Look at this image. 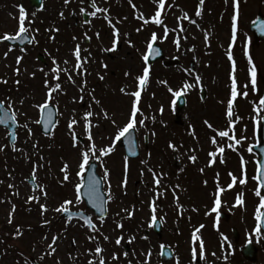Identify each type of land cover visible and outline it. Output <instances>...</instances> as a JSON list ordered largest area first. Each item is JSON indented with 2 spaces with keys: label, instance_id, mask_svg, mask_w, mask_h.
<instances>
[{
  "label": "rangeland",
  "instance_id": "374dc122",
  "mask_svg": "<svg viewBox=\"0 0 264 264\" xmlns=\"http://www.w3.org/2000/svg\"><path fill=\"white\" fill-rule=\"evenodd\" d=\"M89 2L71 0L65 5L63 0H43L42 8L36 11L29 6L28 0H0V36L18 32L19 8L23 6L28 13L25 20L28 34L35 37L33 45L23 48L21 53H16L17 49L9 51L6 45L0 43V101L6 102V109L9 103L12 104L17 111L18 125L14 142L16 150L8 144L6 129L0 127V147L7 145L4 151H0V264H31L32 261L37 264H88L92 258L89 250L94 251L97 245L105 249L102 255H105L107 264H129V261L131 264H162L159 260L161 245L169 247L174 253L173 260L168 264H196V261L207 264L217 257H223L224 264H245L233 248L232 226L240 234V243L250 241L257 246L256 264H264V236L256 231L257 211L261 212V198L255 194L259 191L255 177L256 156L249 151L255 143L253 130L258 127L256 120L262 118V112L258 115L255 108L261 107L260 78H264V42L252 46L249 25L258 13L264 16V0H240L234 43L233 0H227V3L226 0H204L202 9L199 0H165V9L160 17L164 21L162 25L152 20L158 10V0H97V6L109 10L107 15L119 29L117 46L121 45V50L108 52L117 58L104 56L107 53L104 49L110 48L114 40V29L103 19L104 13L90 16L91 24L73 27V15L82 22L81 7L92 11L88 7ZM198 10H201V16H196ZM61 12L63 17L59 15ZM184 12L188 13L189 20L178 19ZM141 13L150 21L147 25L137 18ZM190 20L197 23L192 24ZM48 21L58 24L52 29ZM32 24L49 25L48 36L36 28L31 30ZM165 25L169 29L167 39H163ZM181 26L184 31H180ZM138 28L141 29L139 32ZM153 32L157 34L156 43L162 48L164 58L150 66L149 80L141 90L137 77L145 68L143 51ZM85 33L91 37L88 46L83 44ZM177 38L180 39L179 49L175 44ZM77 44L81 48L82 60L87 58L84 63L86 71L83 72L74 68ZM229 50L236 62L238 92L242 93L247 84L249 93L248 97L238 95L234 102V126L226 115L231 99L232 61L228 58ZM37 54L47 58L48 64L42 66L36 59ZM249 55L259 69L255 91L251 85ZM18 56H23L19 65L16 62ZM53 59L62 69H68V72L60 73L59 81L55 80V73L52 72ZM69 74L75 83L69 81ZM197 75L201 77L199 84L195 80ZM57 82L61 83L62 91L54 92L49 102L56 107L57 123L53 132L43 137L37 123L40 109L36 106L47 100L49 87ZM185 83L197 86L182 92L186 105L177 112L175 96L169 88L173 92L179 91ZM121 88L127 93L141 91L140 107L143 116L148 117L144 126L138 123L134 129L140 157L132 162L126 161L115 139L118 131L128 122L132 107L133 96L122 93ZM201 90L205 92L204 100L200 99ZM93 97L100 103H95ZM88 111L93 113L88 120L92 124L97 148L114 146L112 153L102 158L104 163L93 160L97 163L98 175L103 179L106 200L109 191L112 195V199L107 200L108 214L103 220L96 219L82 202H76L75 185L80 180L77 176L79 153L93 142L88 140L84 118ZM104 111H107L108 119L104 118ZM175 114H178L179 125L173 124ZM143 116L138 113L137 120ZM72 119H76L77 123L69 129ZM205 121L213 127L209 128ZM25 124L31 128V134L23 127ZM73 130L76 137L82 138L81 143L74 141ZM219 131H228L229 137L235 135L240 144L228 137H219ZM153 132L155 135H152ZM145 133L149 138L148 151L143 147ZM212 137H216L217 144L212 143ZM170 143L177 146L175 150L169 147ZM218 147H224V153H219ZM150 149L159 154L152 153ZM213 151L216 156L222 157L210 164L212 157L209 153ZM193 155L197 157L195 162L189 159ZM64 164L69 165L70 181L61 183ZM34 167V183L48 192L47 199L38 189L34 193L28 183ZM105 169L109 173L107 180L104 179ZM153 171L162 174L160 186L155 184L151 175ZM233 175L237 178L235 184L232 183ZM241 179L246 182L241 184ZM230 184L232 187H229ZM221 188L225 190H218L221 193L220 207L213 211L217 189ZM33 194L41 196L39 203L28 202V197ZM66 199L73 201L68 206L71 211L87 213L100 231L93 232L78 221L69 222L60 218L61 213L54 209ZM241 200L243 203L239 202ZM153 201L156 219L163 224L159 237L152 232ZM40 204L47 205L46 213L42 214ZM220 213L230 215L227 223L220 222ZM10 214L12 223H9ZM45 219L50 223L45 225ZM118 222L124 225L123 229L117 227ZM17 227L23 232L20 237H15ZM194 234L199 240H193ZM89 235H95L97 239L89 240ZM105 235L108 240L104 239ZM121 235L124 241L118 246L115 241ZM53 236L59 237L57 252L49 256L47 244ZM131 236L136 239L128 244ZM200 240L205 246L203 258L199 255ZM193 247L198 252L196 261L192 258ZM125 252L128 256H124ZM113 254L118 255L119 260H112ZM235 255L237 257H233Z\"/></svg>",
  "mask_w": 264,
  "mask_h": 264
},
{
  "label": "snow or ice",
  "instance_id": "6c2138e0",
  "mask_svg": "<svg viewBox=\"0 0 264 264\" xmlns=\"http://www.w3.org/2000/svg\"><path fill=\"white\" fill-rule=\"evenodd\" d=\"M84 0H81V3H83ZM131 2V0H130ZM63 3L65 5H68L69 3H71V0H63ZM227 3V0H226ZM199 4L202 6L204 4V0H199ZM233 5H234V9H235V14L232 17V41L233 43L236 40V35H237V28H238V19L240 16V0H233ZM133 8L136 7L135 4L132 5ZM90 7L92 9H94L93 11H87L85 8L81 7L80 12L81 14H84L85 16H91V17H97L98 13H104L105 15L103 16V19H105L107 21V23L114 29V40L112 43V46L110 48H106L104 49L107 52H116L117 51V45L119 43V38H120V32L119 29L116 28V25L113 23L112 19L110 18L109 15H107L108 13V9L107 8H101L97 6V0H90ZM165 9V0H158V10L155 12L154 17L152 18V20L155 22V24L157 25H162L164 24V21L160 18L161 17V12ZM202 12L201 10H198L196 12V16H201ZM33 15H35L33 13ZM61 17L64 16V13L61 12L59 14ZM28 16V13L25 11V9L23 8V6H20L19 8V27H18V32L15 35H11L8 33H5L3 36H0V42L3 41H13V40H20L21 42L24 40V34L29 32V28L25 26V20ZM138 19L143 20L144 25H147L150 21L148 19H145L143 14L141 13L138 17ZM178 19L180 20H189V16L187 12H184L183 15L181 17H179ZM85 24H91L90 20L85 19L84 21ZM190 23L192 24H196V20H190ZM255 24L258 25L259 30L264 33V22L261 21H255ZM198 26V25H197ZM141 29H137V31L139 32ZM56 31H59V29H56ZM168 31L169 29L167 28V26L165 25L164 27V35H163V39H167L168 36ZM180 31H184L183 26L180 27ZM97 37H99V32L96 33ZM85 36L87 39H91V37H87V33H85ZM205 39H208V36H205ZM32 40L35 41V37H32ZM157 42V34L155 32L152 33L150 41L147 44V54L143 56V60L144 62L147 64L149 57H158L160 55V48L158 47H154V44H156ZM175 44L177 46V49H179L180 47V39L177 38L175 40ZM194 50V49H193ZM9 51H12V48H9ZM8 53H5V57H7ZM74 57L76 60V64L74 65V68L78 71V72H83L86 71V69L84 68V63L87 61V58H83L81 57V48L80 45L77 44L75 49H74ZM228 58L229 60L232 61V74H231V99L228 101L227 104V112L226 115L229 119L230 124H232L234 126L235 124V120L233 119L234 116V102L237 101V97L238 95H241L243 97H248L249 93L246 90L248 88V85H244V91L242 93L238 92V85H237V77H236V62L235 60H233L232 57V53L231 50H229L228 52ZM23 60V56H18L17 57V64L19 65L20 62ZM248 61L249 64L251 65L249 72H250V79H251V85L253 90H256V85H257V66L255 63H253V57L251 55L248 56ZM65 64L68 63L67 60L64 61ZM53 65L54 67L52 68V72L55 73V80L59 81L60 80V73L63 72H68V69L64 68L62 69L60 67V64L57 63V61L55 59H53ZM105 68H107V65H104ZM42 70V69H41ZM16 73L17 75H19V68L16 69ZM149 73H150V66L149 67H145L143 69V74L139 77H137V80L139 82V87L142 90L148 80H149ZM33 76L35 75V73L32 74ZM127 75V73H126ZM68 79L69 81H71L72 83H75L73 77L71 74L68 75ZM100 79L103 80L104 77L103 75L100 76ZM195 80L197 82V84H199V82L201 81V77L199 75H197L195 77ZM4 83H7V80L3 81ZM17 84H19V80L16 81ZM48 82L46 81V84ZM166 83V82H165ZM196 84H191V83H185L183 85V89L179 90V91H174L169 88V92H172L173 95L176 98H180L182 95V92L184 90L187 89H192L194 87H196ZM57 91H62V86L61 83L57 82L54 84V86H50L49 90L47 92V100L39 105H37L36 107H38L40 109V112L43 114L49 107V102L53 99V93L57 92ZM81 91H83V88H81ZM121 92L125 93L126 95H131L133 96L135 99L132 103V107L130 110V118L128 120V122L125 124L124 127H122L115 139L116 141H119L122 137L128 139L131 136L132 130L136 128L137 124L139 123V125L144 126L145 125V120L148 119V117L143 116V112L142 109L140 107V102H141V91L137 90L131 93H127L126 90L124 88H121ZM83 99V97H81V100ZM93 100L95 101V103L99 104L100 101L96 100L95 97H93ZM5 101H0V124H4L7 125L9 127H11L12 125H14L16 123L17 120V111L15 109L12 108V104L9 103L7 109L5 108ZM21 104H23V101L20 102ZM259 105L260 106H264V98H260L259 99ZM161 113H163V107H161L160 109ZM262 111H264V108L262 107H256L255 108V112L259 115ZM140 113L141 116H143L142 119H140L139 121L137 120V114ZM93 115L92 111H88L85 113V122L87 125V132H88V140L89 141H93L87 148L86 150H82L79 153L80 156V162L78 164V168L79 171L77 172V176L80 178L79 182L75 185V194H76V202L80 203L82 202V196L86 195L89 199V202H91L93 204V206L102 214L101 215V220L104 219V213H106L107 209L105 207V197L103 196V194L101 193L100 190V185H101V180L98 179L95 175V169L92 168V165L90 164V161L96 160L99 161L101 164L104 163L103 161V157H107L110 153H112L114 146H109V147H101V148H97V145L95 144L94 140H93V135H92V124L91 121L88 120V117H91ZM103 116L105 119L109 118V115L107 113V111L103 112ZM49 118H51V113H49ZM154 119V118H153ZM236 119H239V117H237ZM264 119V118H262ZM37 123H39V121H37ZM77 123L76 119H72L71 122L69 123L68 127L69 129L73 128V125H75ZM113 123H115V121H113ZM205 123L208 125L209 128H212L213 126L208 122L205 121ZM256 124L257 126H260L261 124V120L257 119L256 120ZM23 127L28 129L29 134H31L32 130L31 128H28V125L25 124L23 125ZM193 135H195V132L193 131L192 133ZM9 135L11 136V140L13 141L12 143V148L13 150H16V145L14 143V141L17 138V133L15 131V129H13V131H11L9 133ZM73 135V139L74 141H76V135H75V131L73 130L72 132ZM152 135H155V133L153 132ZM219 137H228L230 140H235L236 144H240V140L236 138L235 135H232L231 137H229V133L228 131H219L218 132ZM129 144H131V140H128ZM76 143H78V141H76ZM76 143H74V147L76 146ZM212 143L215 145L217 144V139L216 137H212ZM229 147H233L232 144L228 145ZM7 147V145H4L3 147H0V151H4V149ZM169 147L172 149H176V145L170 143ZM218 151L219 153H224L225 149L224 147H218ZM249 151H251V149H249ZM98 153V154H97ZM133 154H135L133 152ZM217 153L215 151L210 152L209 156L212 157V160L210 161L211 163L215 162V158H216ZM189 159L192 162H195L197 157L196 156H190ZM90 168H92L93 171V175L87 177V182L85 183V173L86 171H88ZM125 178L123 181V184L126 186L127 185V164L125 165ZM61 171L64 173L63 175V180L61 181V183L64 182H69L70 181V172H69V165L68 164H64V166L62 167ZM201 171H203V169H201ZM258 175L256 177V179L260 182L261 186L264 187V166H262L260 169H258ZM154 180H155V184L157 186L161 185V176L162 174H157L156 172L153 171L152 173ZM35 176H36V168L34 167L33 172L31 173V178L33 180H35ZM109 176L108 170L105 169L104 171V179L107 180ZM236 177L233 175L232 176V183L235 184L236 183ZM246 181L244 179L240 180L241 184H244ZM9 187H14L13 185H9ZM177 188H179V185L176 186ZM229 187H232V185L230 184ZM111 188V185L109 183V190ZM39 190L42 194V196L47 199L48 197V192L43 189L41 187V185L39 184H35L33 185V191L35 193L36 190ZM87 189L86 192H84L83 190ZM221 192L224 191L223 188L220 189ZM15 195H18V193H14ZM256 196L261 198L260 201V207L264 208V196H261L260 191H256ZM157 195H160V193H157ZM41 196L40 195H36L33 194L32 196L28 197V202L31 203L32 201H36L37 203L40 202ZM112 199V195L111 192L109 191V195L107 197V200H111ZM179 202L178 197H177V203ZM240 203H243V201H239ZM73 201L71 199H66L63 201L62 204H60L58 207H56L54 209L55 212L57 213H62V214H67V218L69 220V222L71 221V219L73 217H80L83 216V213L80 212H72L70 210V208L68 207L69 205H72ZM221 204V200L219 198H217L215 200V205L216 207L213 209V211H216L217 209H219ZM40 209L42 210V214L46 213L48 211V207L46 204H40ZM15 210V205H13V211ZM152 212H153V216H152V222L155 223L156 222V206H155V201H153V206H152ZM132 213L129 212V217H131ZM264 216V213L259 212V210L257 211V215H256V219L260 220L261 217ZM85 219V223L86 226L90 229H92L93 232H99V228H97V225L95 223H93V220L91 217H84ZM162 222V221H161ZM9 223H12V219H11V214L9 217ZM43 223L45 225L49 224L50 221H48L47 219H45L43 221ZM117 227H119L120 229H123L124 225L122 223H117ZM203 227V226H201ZM197 231H199V229H197ZM257 232L260 231V228L257 227L256 229ZM23 235L22 229L20 227L16 228L15 231V237H20ZM43 239H47V237H43ZM59 237L57 236H53L52 240L50 243L47 244V248L50 250L47 255L51 256L53 254H55L57 252V241H58ZM89 240H96L97 236L95 235H89L88 236ZM105 240H108L109 237L107 235L104 236ZM136 239L135 236H131L128 238L127 243L131 244L134 240ZM193 240H199V237L196 236L195 234L193 235ZM122 241H124V236L121 235L119 236L116 241L115 244L116 245H121ZM73 244L76 243L75 240L72 241ZM204 242L203 240H200L199 243V255L201 258H203L204 256ZM92 254V258L88 260V264H107L106 262V258L105 255H102V253L105 252V249L101 248L99 245L96 246L95 250L92 251L91 249L89 250ZM150 255V253H149ZM198 255L197 252V248L193 247L192 248V258L193 260H196ZM124 256H128V253L125 252ZM41 259H44V256L40 257ZM112 260H119V256L116 254H113L111 256ZM25 264H27V262H25ZM59 264V262H58ZM129 264H131V261H129Z\"/></svg>",
  "mask_w": 264,
  "mask_h": 264
},
{
  "label": "water",
  "instance_id": "95a60500",
  "mask_svg": "<svg viewBox=\"0 0 264 264\" xmlns=\"http://www.w3.org/2000/svg\"><path fill=\"white\" fill-rule=\"evenodd\" d=\"M30 3H31V6L36 7V8H39L41 6V0H30ZM258 20L261 22H264V18L262 16H259L256 21H258ZM250 32L253 34V36L256 40H264V33H262L259 30V27L257 24L254 23L250 26ZM29 41H30L29 37L26 34H24V40L22 42L20 40H13V41H9V42H11V44L18 43L19 46L22 47L24 44L29 43ZM255 42H257V41H255ZM159 58H161V53L158 57H155V58L150 56L149 61L154 62V61L158 60ZM262 85H263V97L262 98H264V81H262ZM182 107H183V105L180 106V108H182ZM262 107L264 108V106H262ZM49 113H51V118H49ZM263 118H264V115H263ZM54 124H55V111L53 109H51L50 107H48V109L41 115V119H40L41 132L44 135L49 134L52 127L54 126ZM0 125L7 127L9 130V133L11 131H13V129H16V124L12 125L11 127L4 125V124H0ZM255 137H256V139L260 140V142L252 147V151L257 155V165H258V169H260L262 166H264V119H262L261 127L256 131ZM129 139L131 140V144H129V142H128ZM10 142H12L11 136H10ZM119 143L121 146L124 147V150H125L127 157L136 158L138 156V152H137V149L135 146L133 131L131 133V136L128 139L123 138ZM133 152L135 154H133ZM92 168L95 169V165H92ZM92 168H90L86 172L85 183L87 182V177L93 175ZM258 174L259 173L257 171V175ZM258 183H259V188L261 190L262 196H264V187L261 186L259 181H258ZM100 190H101V193L103 194L102 183L100 185ZM83 191L86 192L87 189H84ZM103 196L105 197L104 194H103ZM82 200L85 202L86 206L95 213V215L98 218H101L102 214L93 206V204L91 202H89V199L86 195L82 196ZM105 207H106V203H105ZM262 213H264V208H263ZM103 215L105 217L106 213H104ZM62 216L64 218H67V214H62ZM84 217H87V216L83 214V216L73 217L72 219H79V220L85 222ZM259 224H260L261 230L264 234V216H262L261 219L259 220ZM241 253L245 258L249 259V261H254L255 249H253L252 246L248 245V246L242 248ZM33 264H36V263H33Z\"/></svg>",
  "mask_w": 264,
  "mask_h": 264
},
{
  "label": "flooded vegetation",
  "instance_id": "af4514ba",
  "mask_svg": "<svg viewBox=\"0 0 264 264\" xmlns=\"http://www.w3.org/2000/svg\"><path fill=\"white\" fill-rule=\"evenodd\" d=\"M52 47L53 46H51V49H52ZM114 56H109V58H113ZM44 58V57H43ZM114 58H117V57H114ZM44 63H43V66H45L46 64H48V59H45L44 58ZM153 232V231H152ZM243 243H240V236H238V238L237 239H232V245H233V248H234V250H236V251H239V248H240V246L242 245ZM233 257H237V255H235V256H233ZM196 260H197V258H196ZM195 260V261H196ZM171 262V261H170ZM170 262H168V263H170ZM168 263H163L162 262V264H168ZM245 264H249V263H247V262H244ZM196 264H199V262L198 261H196ZM207 264H224V258L223 257H217L216 259H214L213 261H210V262H208Z\"/></svg>",
  "mask_w": 264,
  "mask_h": 264
}]
</instances>
